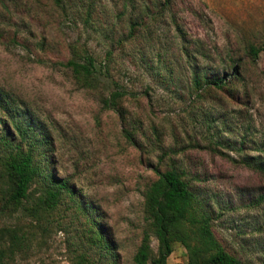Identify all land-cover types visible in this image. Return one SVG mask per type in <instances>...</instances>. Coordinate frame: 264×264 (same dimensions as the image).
<instances>
[{
	"label": "rangeland",
	"instance_id": "rangeland-1",
	"mask_svg": "<svg viewBox=\"0 0 264 264\" xmlns=\"http://www.w3.org/2000/svg\"><path fill=\"white\" fill-rule=\"evenodd\" d=\"M263 33L264 0H0V88L45 130L39 158L73 189L52 210L0 212V264H74L78 254L132 264L144 188L168 164L190 180L220 244L264 264V206L253 203L264 174L243 162L264 146V50L254 62L243 52ZM85 52L93 90L63 65ZM226 53L242 59L241 81L195 98L191 70L217 71ZM113 89L126 91L121 115L99 101ZM99 229L108 252L89 242ZM186 259L173 243L166 264Z\"/></svg>",
	"mask_w": 264,
	"mask_h": 264
},
{
	"label": "trees",
	"instance_id": "trees-1",
	"mask_svg": "<svg viewBox=\"0 0 264 264\" xmlns=\"http://www.w3.org/2000/svg\"><path fill=\"white\" fill-rule=\"evenodd\" d=\"M262 50L264 33L259 43L245 44L243 52L249 62H254ZM199 55L205 58L203 53ZM222 58L224 60L217 71L208 72L203 66L191 70L189 82L195 98L201 97L203 90H224L229 84L241 81L242 59L229 53ZM63 65L68 67L77 86L88 90L98 87L94 58L87 52L78 59L66 60ZM125 94L124 90L113 89L106 96L99 97V101L103 108H112L121 115L119 101ZM0 112V212L6 208H22L36 215L39 211L54 209L63 194H72L73 189L66 179L53 174L48 159L39 158L44 156L40 145L50 143L48 135L42 126L38 133L35 132L29 117L25 118L11 95L1 88ZM123 132L134 144L132 133L127 129ZM258 151L257 155H248L249 160L243 162L264 174V146ZM153 171L156 177L147 183L142 194L144 225L132 264H166L175 242L186 251L185 264H242L214 236L210 214L190 180L183 177V171L174 164H168L163 170L154 166ZM253 203L264 206V187L254 196ZM151 237L156 240L155 250L150 244ZM108 238L99 229L89 236V242L108 252ZM74 264L93 263L85 254H78ZM108 264H117L116 259H111Z\"/></svg>",
	"mask_w": 264,
	"mask_h": 264
}]
</instances>
